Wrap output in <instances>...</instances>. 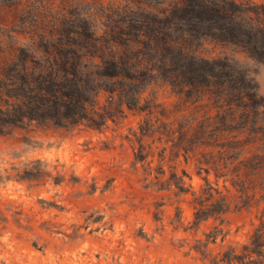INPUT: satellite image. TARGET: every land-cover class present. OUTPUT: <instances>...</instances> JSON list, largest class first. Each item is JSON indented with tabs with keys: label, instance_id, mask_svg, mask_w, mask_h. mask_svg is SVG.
I'll use <instances>...</instances> for the list:
<instances>
[{
	"label": "trees",
	"instance_id": "1",
	"mask_svg": "<svg viewBox=\"0 0 264 264\" xmlns=\"http://www.w3.org/2000/svg\"><path fill=\"white\" fill-rule=\"evenodd\" d=\"M0 4L20 8L12 29H0V134L33 125L102 131L125 109L158 114L154 123L147 119L140 126L142 136L157 134L185 159L195 157L199 171L234 190L231 200L206 180L192 195L193 226L209 219L222 223L231 211L262 205L249 242L210 264H264V97L232 60L197 52L209 40L236 47L264 65V2ZM158 83L181 100L174 111L182 114L174 121L162 122L172 112L155 98L142 97ZM144 159L140 149L135 161ZM44 176L49 175L31 168L19 178ZM181 181L176 178L175 185L184 192ZM220 231L209 233L207 241L214 242Z\"/></svg>",
	"mask_w": 264,
	"mask_h": 264
},
{
	"label": "rangeland",
	"instance_id": "2",
	"mask_svg": "<svg viewBox=\"0 0 264 264\" xmlns=\"http://www.w3.org/2000/svg\"><path fill=\"white\" fill-rule=\"evenodd\" d=\"M61 1L93 6L117 0L55 3ZM19 10L0 4V29H12ZM197 52L232 60L264 97L263 64L209 40ZM142 97L172 112L162 122L182 114L174 111L181 100L166 85H152ZM158 118L125 109L102 131L33 125L0 134V264H210L228 249L240 251L260 223L262 205L231 211L222 223L209 219L193 226L192 195L206 180L231 200L234 190L157 134L142 136L143 122ZM140 149L145 159L135 161ZM31 168L50 177L19 178ZM215 229L221 230L216 240L207 241Z\"/></svg>",
	"mask_w": 264,
	"mask_h": 264
}]
</instances>
